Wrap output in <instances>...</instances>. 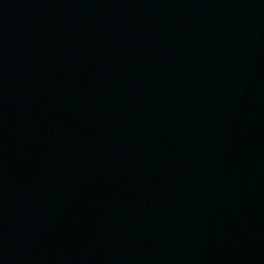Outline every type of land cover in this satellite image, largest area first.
Here are the masks:
<instances>
[{
    "label": "water",
    "instance_id": "1",
    "mask_svg": "<svg viewBox=\"0 0 264 264\" xmlns=\"http://www.w3.org/2000/svg\"><path fill=\"white\" fill-rule=\"evenodd\" d=\"M0 264H264V0H0Z\"/></svg>",
    "mask_w": 264,
    "mask_h": 264
}]
</instances>
